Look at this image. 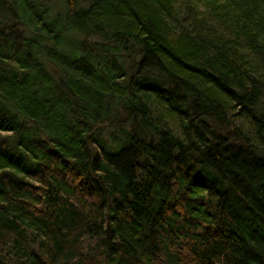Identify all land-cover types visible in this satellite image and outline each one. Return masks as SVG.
<instances>
[{"label": "trees", "instance_id": "16d2710c", "mask_svg": "<svg viewBox=\"0 0 264 264\" xmlns=\"http://www.w3.org/2000/svg\"><path fill=\"white\" fill-rule=\"evenodd\" d=\"M55 2L0 0V264H264V0Z\"/></svg>", "mask_w": 264, "mask_h": 264}, {"label": "rangeland", "instance_id": "374dc122", "mask_svg": "<svg viewBox=\"0 0 264 264\" xmlns=\"http://www.w3.org/2000/svg\"><path fill=\"white\" fill-rule=\"evenodd\" d=\"M50 1H55V0H50ZM57 1L58 0H56V2L55 3H57ZM55 3H53V4H55ZM56 6V5H55ZM179 28H181V26L179 27ZM175 35H177V37L180 35V36H182V35H184L185 36V34H184V32L183 31H181V30H179V33H175ZM254 64H257V63H254ZM248 127V126H247ZM243 128H244V125H243ZM248 129V128H247ZM248 131V130H247Z\"/></svg>", "mask_w": 264, "mask_h": 264}, {"label": "bare ground", "instance_id": "6f19581e", "mask_svg": "<svg viewBox=\"0 0 264 264\" xmlns=\"http://www.w3.org/2000/svg\"><path fill=\"white\" fill-rule=\"evenodd\" d=\"M4 6L7 7L8 9H10V6L8 5V3L6 1L4 2ZM36 149L40 150L41 149L40 145H36Z\"/></svg>", "mask_w": 264, "mask_h": 264}]
</instances>
